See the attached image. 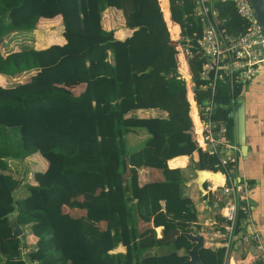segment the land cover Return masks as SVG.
Wrapping results in <instances>:
<instances>
[{
	"label": "trees",
	"instance_id": "1",
	"mask_svg": "<svg viewBox=\"0 0 264 264\" xmlns=\"http://www.w3.org/2000/svg\"><path fill=\"white\" fill-rule=\"evenodd\" d=\"M212 3L219 26L243 28L230 1ZM106 6L121 9L129 35L116 38L101 26ZM192 8L193 0H0V42L55 15L65 39L0 51V73L29 72L0 85V264H168L186 257L192 242L181 231L198 229L196 209L182 192L183 172L170 165L183 166L178 156L186 155L191 169L210 170L216 161L193 137L191 103L209 89L200 87V22ZM178 34L191 44L188 61ZM243 84L218 83L212 95L213 116L222 117L231 138ZM149 107L166 114L129 113ZM135 129L147 136L128 147L125 135ZM35 151L47 165L32 171L24 196L13 198L18 180L5 158ZM142 167L150 178L140 177ZM12 211L17 236L7 224ZM242 216L237 209L235 233ZM28 233L35 236L30 248ZM117 244L124 250L112 251ZM225 250L201 246L198 253L203 264H223Z\"/></svg>",
	"mask_w": 264,
	"mask_h": 264
},
{
	"label": "built area",
	"instance_id": "2",
	"mask_svg": "<svg viewBox=\"0 0 264 264\" xmlns=\"http://www.w3.org/2000/svg\"><path fill=\"white\" fill-rule=\"evenodd\" d=\"M220 1L232 3L242 19V29L229 32L219 26L213 0H193L191 10V14L200 22L199 35L195 38L197 51L203 58L198 71L203 80L200 87L209 89L208 97L202 102L191 103L194 106L193 137L201 150L215 155L214 168L210 170L218 171L220 177L217 181L206 177L199 188L200 194L205 197L206 207L217 218L211 219L205 228L203 226L190 231H199L209 247L223 245L227 250L230 243L243 241L252 248L253 264H264V240L260 233L257 230L240 234L234 232L237 209L244 212L246 222L249 220V212L246 211L248 186L246 180L237 176L239 148L234 139L226 135L222 117L213 116L216 103L212 96L218 83H227L231 88L235 83H245L264 72V32L248 0ZM184 43L180 45L188 61L192 55L191 44L187 38ZM179 76L187 84V79L181 73ZM191 86L189 79V88Z\"/></svg>",
	"mask_w": 264,
	"mask_h": 264
},
{
	"label": "crops",
	"instance_id": "3",
	"mask_svg": "<svg viewBox=\"0 0 264 264\" xmlns=\"http://www.w3.org/2000/svg\"><path fill=\"white\" fill-rule=\"evenodd\" d=\"M53 17L59 18V24L50 23L46 27H41L40 24L42 22L50 21ZM51 18L39 17L35 23V27L32 28L29 32L33 33H42V39H37L34 41V45L32 47L39 48L46 46L50 43H63L65 41L62 35V24L60 21V16L55 15ZM100 24L105 29H111L114 37L123 38L129 35L132 31V28H129L124 25V18L121 9L116 8L114 6H106L102 12L100 17ZM17 32V31H13ZM49 38H55L49 41ZM43 41V43H41ZM17 49V48H16ZM9 49V50H16ZM8 51V50H7ZM24 75L23 79H26L29 72L23 71L20 73ZM19 75V74H17ZM0 76L3 80V77L14 76V75H6L0 73ZM1 80V81H2ZM0 85L3 83L0 82ZM82 83L76 84L72 87V91L76 93L80 89H82ZM5 86V85H4ZM7 86V85H6ZM242 99L244 106V142L247 145L245 148L244 154L240 153V156L237 159L236 163V172L238 177H242L247 181L246 186H248L247 190V205L246 209L249 212V220L246 222L244 220V212L243 216L240 219V223L242 225V229L238 230L236 234L245 233L252 230H257L264 240V72H261L255 75L250 80L246 81L243 84L242 91L238 96V99ZM149 109H151L149 111ZM130 114H135L138 116H152V115H160L164 116L166 112L162 109L156 107L149 108H136L129 112ZM130 136L137 137L136 143L131 147L138 146L142 140L147 136L143 129H135L134 131L128 132L125 137L127 144ZM180 155V154H179ZM35 157V160H33ZM184 157L185 164L183 166L180 165H170L171 167H179L184 174V180L182 181V192L184 195L188 196L192 201L195 209H196V219L193 225H197L198 227L205 228L206 224L214 218H217V215L212 212L210 208H207L203 199L199 196L200 193L199 187L197 183L190 182L191 177L195 175L194 169L189 168L188 166V156H178ZM178 157L174 158L177 159ZM192 157L196 158V152H192ZM20 159V160H18ZM172 159V160H174ZM8 171L13 174V171H10L11 163L23 161L25 166L38 165L39 168H35L34 170H43L47 161L44 157H42L37 151L32 152L28 155H25L22 158H13L6 157L5 158ZM170 160L169 163L172 161ZM191 170L189 173H185L186 169ZM139 175L143 179L150 178L148 175L146 168L142 167ZM32 171L30 172L31 175ZM14 175V174H13ZM29 175V176H30ZM15 176V175H14ZM16 177V176H15ZM17 178V177H16ZM18 180V178H17ZM18 181V184H20ZM26 183H33V179L30 176V181ZM26 183L23 185L24 189L18 195H12L13 198H19L25 195L26 191ZM17 184V186H18ZM17 186L13 189L14 193L17 190ZM159 227V226H158ZM157 234L159 233V228L155 227ZM30 236V239H29ZM28 242L29 248L32 246V243L35 239V236L28 233ZM218 241V240H217ZM204 246H208L207 244ZM27 249V248H26ZM124 247L121 244H117L112 251H123ZM154 249H151L153 251ZM253 264L252 260V248L249 244L241 242H232L228 245V249L225 251L223 264Z\"/></svg>",
	"mask_w": 264,
	"mask_h": 264
},
{
	"label": "water",
	"instance_id": "4",
	"mask_svg": "<svg viewBox=\"0 0 264 264\" xmlns=\"http://www.w3.org/2000/svg\"><path fill=\"white\" fill-rule=\"evenodd\" d=\"M251 8L257 18V21L264 32V0H248ZM232 119H233V139L237 143L239 152L244 154L245 148L247 145L244 142V106L242 99H239L237 104L232 110ZM205 168H195L193 176V181H195L199 188L202 187L203 179H199V171H204ZM211 176L215 181L219 180L220 174L218 171H209ZM9 214V216H8ZM7 214V224L10 227L11 233L15 236L20 235L21 229L19 225L14 220V213L12 211ZM187 239H189L192 244L190 247L185 249L186 257L180 261H172L168 264H203L200 260L198 253V248L204 246L203 235L199 231H181Z\"/></svg>",
	"mask_w": 264,
	"mask_h": 264
},
{
	"label": "rangeland",
	"instance_id": "5",
	"mask_svg": "<svg viewBox=\"0 0 264 264\" xmlns=\"http://www.w3.org/2000/svg\"><path fill=\"white\" fill-rule=\"evenodd\" d=\"M53 19H51L50 21L47 20V22H42L40 24L41 27H46L48 26L50 23H53L52 21ZM30 31V30H29ZM29 31H23V30H18L17 32H10L8 33L7 35H4L2 37V40L0 42V51L1 52H4V51H7L9 49H19V48H22V47H25V46H32L36 43H34L35 40L37 39H42L41 35L39 34H42V33H39V34H35L33 32H29ZM52 39H55V38H49V41L52 40ZM179 39H182L183 40V44H185V38L184 37H180L179 35ZM43 43V41L41 42ZM8 75V74H6ZM24 78V75H14V76H8V77H3V80L1 81V83H3V85H11L17 81H21L23 80ZM151 109H149L150 111ZM16 130V129H15ZM127 140H128V147H131L133 146L136 141H137V137H133V136H130L129 138L127 137ZM20 160V159H18ZM17 162H14L11 163V167H10V171H13V174L18 178V181H21L19 182L20 184H18L17 186V190L16 192L14 193V191H12V195H18L23 189H24V184L28 181H30V172L33 171V169L35 168H39V166L37 165H32V166H25L24 162L23 161H18ZM35 160V157L34 159ZM188 163V161H187ZM191 170H189L188 168L185 170V173H189ZM30 175V176H29ZM193 177H191L190 179V182L191 183H194V181L192 180ZM200 193V189L198 191ZM25 194H26V191H25ZM204 203H206V200L204 199L205 197L202 196L201 194L199 195ZM76 212H79L78 209L75 210ZM12 213V212H11ZM14 213V212H13ZM9 216V214H8ZM29 239H30V236H29ZM206 245V244H205ZM24 253V249H21V254Z\"/></svg>",
	"mask_w": 264,
	"mask_h": 264
},
{
	"label": "bare ground",
	"instance_id": "6",
	"mask_svg": "<svg viewBox=\"0 0 264 264\" xmlns=\"http://www.w3.org/2000/svg\"><path fill=\"white\" fill-rule=\"evenodd\" d=\"M178 37H179V34H178ZM179 44V43H178ZM180 45V44H179ZM180 47H181V45H180ZM182 49V48H181ZM210 170H204V171H199L198 173H199V176H201V177H199V179H203V178H205V177H207V176H211V174H210V172H209Z\"/></svg>",
	"mask_w": 264,
	"mask_h": 264
}]
</instances>
